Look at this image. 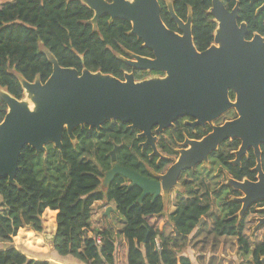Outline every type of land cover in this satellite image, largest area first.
Listing matches in <instances>:
<instances>
[{
    "label": "trees",
    "instance_id": "1",
    "mask_svg": "<svg viewBox=\"0 0 264 264\" xmlns=\"http://www.w3.org/2000/svg\"><path fill=\"white\" fill-rule=\"evenodd\" d=\"M0 88L20 100L24 96L20 78L44 82L52 73L50 53L61 67L110 74L124 80L126 73L140 78L146 73L124 60L131 54L153 58L131 33V23L124 19L109 20L108 14L92 22L94 12L81 0H0ZM161 19L176 32L174 14L186 22L190 18L191 35L196 50L209 48L214 41L217 22L210 13L211 0H158ZM228 10H237L238 20L245 24L250 39L254 34L264 38V0H222ZM231 100L235 95L229 91ZM7 104L0 98V122ZM228 110L213 121L220 125L234 119ZM181 117L157 134L153 153L150 145L142 146L145 137L129 123L108 121L99 129L77 126L72 136L64 131L61 146L45 144L37 150L26 145L18 157V168L10 182L0 177V264H50L44 258H33L13 244V238L23 226L42 230L41 215L55 211V232L52 249L58 256H72L83 264H120L116 259L118 238L124 244L123 264H192L179 253L192 235L232 237L238 249L251 256L252 264H263L264 237L252 239L245 233L250 214L264 216V200L239 211L243 193L228 184L257 178L256 157L250 148L238 162L235 152L240 140L222 142L208 155L207 164L181 171L172 209L166 215L169 193L145 195L138 201L142 189L116 175L101 188L102 174L112 167L110 152L115 148L116 161L141 175L154 178L173 163L178 149L186 139L199 140L211 132V125L195 124ZM260 166L264 171V144L260 145ZM155 173V175H153ZM112 202L122 216L117 234L111 226L95 229L91 225L94 203ZM216 208L213 210L212 206ZM210 219V225L203 221ZM254 235V234H253Z\"/></svg>",
    "mask_w": 264,
    "mask_h": 264
},
{
    "label": "water",
    "instance_id": "2",
    "mask_svg": "<svg viewBox=\"0 0 264 264\" xmlns=\"http://www.w3.org/2000/svg\"><path fill=\"white\" fill-rule=\"evenodd\" d=\"M81 1L93 10L92 22L103 14H108L109 20L129 21L131 33L152 51L153 58L131 54L132 59L124 61L139 70L161 71L166 77L138 84L132 73H126L121 80L99 71L94 75L86 69L78 72L61 67L47 53L52 73L44 82L20 78L32 107L0 88V98L7 104L0 122V177L13 181L18 157L26 145L40 150L52 142L59 147L64 131L73 137L72 130L77 126L99 129L108 121L129 123L131 129L145 137L142 146L150 145L158 154L153 144L155 136L178 118L189 117L194 120L192 125L208 123L212 130L199 140L186 139L179 148L178 161L164 173L150 178L124 167L116 161L114 148L110 152L112 167L105 171L103 186L121 175L142 189L138 201L145 195L155 198L169 193L182 170L207 163L208 155L222 142L237 138L241 144L234 162L251 148L257 163L255 181L228 180L243 193L238 198L242 202L239 215L252 203L264 200V171L260 166V145L264 144V38L254 34L246 39V26L238 22L237 10L228 11L220 0H211L210 9L219 25L214 33L219 46L211 45L203 51L194 47L190 18L183 22L171 4L168 8L178 32L162 21L158 0ZM229 91L235 94L233 102ZM230 109L236 113L234 119L213 124ZM188 144L190 148H185ZM203 221L204 218L197 226Z\"/></svg>",
    "mask_w": 264,
    "mask_h": 264
},
{
    "label": "rangeland",
    "instance_id": "3",
    "mask_svg": "<svg viewBox=\"0 0 264 264\" xmlns=\"http://www.w3.org/2000/svg\"><path fill=\"white\" fill-rule=\"evenodd\" d=\"M131 1V0H130ZM216 3L217 1L214 0ZM218 3V2H217ZM2 2H0V6ZM216 7V5L214 6ZM219 29V25L216 31ZM215 31V34H216ZM212 45L219 46V42L214 39ZM96 72L93 73V75ZM166 77V74H155V73H146L140 78H133L134 81L138 84L143 83L144 81L150 80H159ZM23 100L28 101L29 106L32 107V102L24 93ZM231 100V99H230ZM232 102L235 100H231ZM231 110V109H230ZM212 123V122H211ZM157 136H155L153 144L154 149L162 156L159 150L156 148ZM185 148H190L189 144ZM180 149H178L177 156L174 157L173 163L178 161V156L180 154ZM207 164V163H205ZM168 166L160 172L158 175H161L166 171ZM155 175V173H153ZM105 172L101 177V188L106 182ZM169 191V194L166 198V209L165 214L171 211L172 206L170 201L174 197V191ZM163 194V193H162ZM108 207H111L106 213ZM215 210L216 206H212ZM264 216L258 214H251L248 217L245 233L250 240L261 239L264 237ZM122 216L115 212L114 205L112 202L106 200L97 201L94 203L91 217V225L95 229H100L103 227L111 226L114 232L117 234L118 229L122 226L121 224ZM42 230L35 231L30 226L21 227L17 235L13 238V244L24 251L28 256L33 258H44L50 264H83L72 256H58L52 249V237L55 232V213L45 210L41 215ZM254 234V235H253ZM179 253L188 256L192 264H252L251 256L243 254L235 242V239L232 237H220L213 241L211 237L204 238V235H190L186 240V245L179 249ZM124 244L122 238H118L116 259L120 264L124 262Z\"/></svg>",
    "mask_w": 264,
    "mask_h": 264
},
{
    "label": "crops",
    "instance_id": "4",
    "mask_svg": "<svg viewBox=\"0 0 264 264\" xmlns=\"http://www.w3.org/2000/svg\"><path fill=\"white\" fill-rule=\"evenodd\" d=\"M48 210V209H47ZM49 211H51V212H53V213H55V211H52V210H49ZM204 221H206L207 222V225L206 226H209L210 225V219L209 218H207V217H204Z\"/></svg>",
    "mask_w": 264,
    "mask_h": 264
},
{
    "label": "flooded vegetation",
    "instance_id": "5",
    "mask_svg": "<svg viewBox=\"0 0 264 264\" xmlns=\"http://www.w3.org/2000/svg\"><path fill=\"white\" fill-rule=\"evenodd\" d=\"M220 1L222 2V0H220ZM222 4H223V3H222ZM223 5H224V4H223ZM224 7H225V6H224ZM225 8H226V7H225ZM227 10H228V9H227ZM228 11H232V10H228ZM237 15H238V14H237ZM238 22H240V21L238 20ZM240 23H242V22H240ZM256 34H257V33H256ZM260 36H261V35H260ZM252 37H253V36H252ZM252 37H251V38H252ZM261 37H262V36H261ZM245 38H246V37H245ZM251 38H250V39H251ZM246 39H247V38H246ZM213 42H214V41H213ZM212 44H213V43H212ZM234 95H235V94H234ZM233 100H235V97H234ZM253 214H256V213H253ZM250 215H251V214H250ZM250 215H249V216H250ZM258 215H259V214H258ZM249 216H248V217H249ZM247 220H248V219H247Z\"/></svg>",
    "mask_w": 264,
    "mask_h": 264
},
{
    "label": "bare ground",
    "instance_id": "6",
    "mask_svg": "<svg viewBox=\"0 0 264 264\" xmlns=\"http://www.w3.org/2000/svg\"><path fill=\"white\" fill-rule=\"evenodd\" d=\"M30 103V102H29Z\"/></svg>",
    "mask_w": 264,
    "mask_h": 264
}]
</instances>
